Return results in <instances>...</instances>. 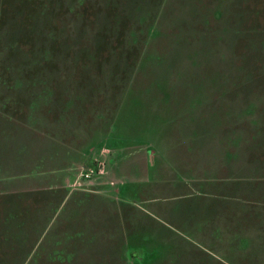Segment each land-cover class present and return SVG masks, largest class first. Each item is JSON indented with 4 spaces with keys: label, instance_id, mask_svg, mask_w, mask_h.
Here are the masks:
<instances>
[{
    "label": "rangeland",
    "instance_id": "1",
    "mask_svg": "<svg viewBox=\"0 0 264 264\" xmlns=\"http://www.w3.org/2000/svg\"><path fill=\"white\" fill-rule=\"evenodd\" d=\"M0 264H264V0H0Z\"/></svg>",
    "mask_w": 264,
    "mask_h": 264
}]
</instances>
